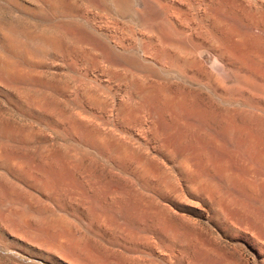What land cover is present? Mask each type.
Instances as JSON below:
<instances>
[{
  "label": "rangeland",
  "instance_id": "obj_1",
  "mask_svg": "<svg viewBox=\"0 0 264 264\" xmlns=\"http://www.w3.org/2000/svg\"><path fill=\"white\" fill-rule=\"evenodd\" d=\"M0 26V264H264V0H0Z\"/></svg>",
  "mask_w": 264,
  "mask_h": 264
},
{
  "label": "bare ground",
  "instance_id": "obj_2",
  "mask_svg": "<svg viewBox=\"0 0 264 264\" xmlns=\"http://www.w3.org/2000/svg\"><path fill=\"white\" fill-rule=\"evenodd\" d=\"M56 2V1H55ZM58 7V6H57ZM62 9V8H61ZM218 25V24H217ZM7 31L4 29V28H1V26H0V34L4 37L5 36V34H8V32L6 33ZM12 32V31H11ZM0 35V36H1ZM26 35V34H25ZM2 37V38H3ZM57 37V36H56ZM1 38V37H0ZM5 38V40H6V37H4ZM121 40V39H120ZM7 41V40H6ZM45 42V41H44ZM120 42V41H119ZM38 44H40V43H38ZM21 51H23V50H21ZM28 53V52H27ZM16 55V54H15ZM3 58V57H2ZM6 62H1L0 61V66L1 67H3L4 68V70H6L7 69V71H9V69L10 68H12L11 67V65L9 64V63H6ZM11 63H13V62H11ZM19 64V63H18ZM14 68L15 67H13V70H14ZM23 70V69H22ZM27 71V70H26ZM9 74H10V71H9ZM8 78V77H7ZM14 80V79H13ZM47 95V94H46ZM123 95V94H122ZM51 97V96H50ZM88 119V118H87ZM2 120V119H1ZM6 121V120H5ZM2 130V129H1ZM2 134V133H1ZM11 134V133H10ZM8 138H10V137H8ZM2 154V153H1ZM4 159H5V157H4ZM1 161V160H0ZM5 164V163H4ZM144 168V167H143ZM140 193V192H139ZM62 218V217H61ZM63 220V219H62ZM136 242V241H135ZM145 242H146V240H145ZM149 248V247H148ZM147 248V249H148ZM152 249V248H151ZM150 262L152 261V260H149Z\"/></svg>",
  "mask_w": 264,
  "mask_h": 264
}]
</instances>
